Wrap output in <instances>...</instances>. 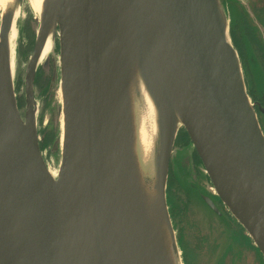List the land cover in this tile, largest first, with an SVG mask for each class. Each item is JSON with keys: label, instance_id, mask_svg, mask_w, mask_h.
Instances as JSON below:
<instances>
[{"label": "water", "instance_id": "water-1", "mask_svg": "<svg viewBox=\"0 0 264 264\" xmlns=\"http://www.w3.org/2000/svg\"><path fill=\"white\" fill-rule=\"evenodd\" d=\"M226 1L45 0L25 76L24 119L10 39L20 17L14 23L12 12L3 16L0 264H181L167 184L178 156L177 178L185 187L193 150L213 193L264 257V131L230 37ZM50 35H58L53 82L59 70L63 96L64 137L60 124L51 149L61 152L57 178L40 149L33 92ZM134 60L161 108L157 194L172 257L145 208L132 152ZM181 128L193 145L175 154ZM205 204L219 214L211 199Z\"/></svg>", "mask_w": 264, "mask_h": 264}, {"label": "rangeland", "instance_id": "rangeland-1", "mask_svg": "<svg viewBox=\"0 0 264 264\" xmlns=\"http://www.w3.org/2000/svg\"><path fill=\"white\" fill-rule=\"evenodd\" d=\"M27 3V0H22L21 3ZM227 13L229 17V12L231 13V17H229V30H230V37L232 40V43L234 47L236 48L234 44V39L232 38V32L235 29L234 25V19L238 16V12L243 15L245 18V21L248 23L241 24L239 27L238 32H243L248 36V39L251 40V43H248L251 48L248 50L246 47L243 45V39L240 36V40L238 38V33H237V38H238V44L237 46V53L239 55V59L241 62L243 74L245 77V83L247 87V93L253 102L255 104V109L258 108L259 103H255L254 101H258L260 103H264V0H227ZM231 9V10H230ZM233 14V15H232ZM22 16V17H21ZM21 16L18 20V26L19 27V32L18 35L15 34L14 39L12 40L13 43L12 45L15 46V56H14V61H15V71H14V83H15V93L18 101V106L22 113L25 114L26 112V99H25V76H26V71L28 67L29 60L33 54L35 43H36V38H37V28L39 23L36 20V16L33 13V11L28 7L25 10H21ZM233 16V18H232ZM36 20V21H35ZM248 27V30H247ZM255 40V41H254ZM55 50L52 54H50L45 61L48 59V64L44 66L45 61L39 65L38 71L40 70L41 72L44 71L46 73V78H47V86L50 82V79L52 78L53 74V63L52 60H55L58 62L59 60V41H58V35L55 37ZM243 46V48H242ZM254 59L255 62H251V59ZM44 67V69H43ZM60 78L59 70L57 71L56 74V82L52 81L50 82V85H53V89L50 91L52 94V99L49 101L50 103L47 104V109H50V116L49 117H44L41 119L39 123V118L41 116V106H42V100L40 99V96L37 95V123H38V132H39V138L41 140V143L45 144L48 148H45L44 154H46V161L49 165V168H52L56 170L59 166L60 159H61V152H57L55 154L51 153V149L53 146V142L61 135V130H60V115H59V108L60 106V99L58 96V91H59V86L57 85L58 79ZM52 80V79H51ZM35 82V80H34ZM33 92H34V87H33ZM43 95V94H41ZM44 104V102H43ZM259 108H263V105L260 106ZM47 111V110H46ZM258 114V119L259 122L262 126V129L264 131V114L257 113ZM49 123V124H48ZM48 127L47 129V134L42 137L40 134L44 135V129ZM185 129L181 128L178 131L177 138L175 141L174 145V150L177 152H181L185 154V152H188L185 148L187 145H183V142L179 140L182 132H184ZM49 139V141H48ZM49 142V145L47 143ZM42 144V147H43ZM185 148V149H183ZM176 158V157H175ZM174 157L171 159L170 163L172 162V166L175 167ZM192 158V154H191ZM192 169H193V163H192ZM169 170H170V165H169ZM177 181L178 178H176ZM175 180V181H176ZM178 183V182H177ZM173 179L168 176V184H167V203L169 207V213L171 217V222L173 225V229L175 231L176 235V240H177V245L179 252V234H177L176 224L173 221L172 218V203L170 199V192L173 191L176 188H179L181 192L183 193L184 191L182 190V186L178 183L174 185ZM173 186V187H172ZM185 186H188L185 184ZM210 191L214 192L212 190V187H209ZM215 194V193H214ZM183 198L185 199V195L181 194ZM191 199V203H193V208L191 206L190 212V220L192 222H195L197 225L198 223L201 226H205V230L208 227H211V224H218L217 229L218 231H222V229H228L227 227H230L231 230L238 231L237 229L241 228V231L247 234L246 230L238 223V221L234 220L233 215L231 217V220L228 218V215L225 213L228 209L225 208V205L222 208V216L218 217L209 210L207 211L204 204L201 202L200 198L197 196L195 191L190 192L188 194ZM173 209H175L173 207ZM229 211V210H228ZM230 212V211H229ZM231 213V212H230ZM237 222V223H236ZM200 228V227H198ZM226 232V231H222ZM239 232V231H238ZM236 233V232H235ZM237 234V233H236ZM249 244L254 243L253 240L247 239ZM255 245V244H254ZM256 246V245H255ZM253 246V247H255ZM263 256V255H262ZM181 264L183 263V258L181 253L179 254ZM264 258V257H263Z\"/></svg>", "mask_w": 264, "mask_h": 264}, {"label": "bare ground", "instance_id": "bare-ground-1", "mask_svg": "<svg viewBox=\"0 0 264 264\" xmlns=\"http://www.w3.org/2000/svg\"><path fill=\"white\" fill-rule=\"evenodd\" d=\"M19 4L17 0H0V22L3 16L7 13L12 12L14 23L20 17L21 10H25L28 7L33 11L36 18H40L45 0H27ZM15 26V24H14ZM16 34V29L11 33L10 39L11 44ZM55 39L50 35L43 54L41 56L39 64L50 54L53 49ZM15 61L12 59V75L14 76ZM133 71V72H132ZM129 82V104L131 109L132 119V142H133V155L135 164L137 167L138 179L142 191V197L144 199V205L147 213L155 226L158 235L162 238L163 242L167 245V252L172 257L170 244H169V233L167 231L164 219L162 217L161 209L159 207L158 194H157V183H158V158H159V143L161 137V108L157 104V100L154 98L152 91L142 73L141 66L138 61L134 60V66L131 70ZM169 87L168 84H166ZM59 99L63 101L62 92H58ZM166 101V99H164ZM178 128L181 127V119L178 117ZM61 129L63 130L64 137V117L61 116ZM62 137V140H63ZM51 169V168H50ZM51 174L57 178L58 170L52 168ZM220 232L215 233L211 237L213 245H221L228 238H222ZM210 247V242H208ZM229 253L236 252L235 244L232 241H228ZM172 260V259H171ZM212 255L209 253L198 254L196 257V264H211ZM246 264H252L253 259L246 254L244 258Z\"/></svg>", "mask_w": 264, "mask_h": 264}, {"label": "flooded vegetation", "instance_id": "flooded-vegetation-1", "mask_svg": "<svg viewBox=\"0 0 264 264\" xmlns=\"http://www.w3.org/2000/svg\"><path fill=\"white\" fill-rule=\"evenodd\" d=\"M237 33H238V38L240 40L241 38H240V34L238 31L236 33H233V39L234 37L237 38ZM237 46L239 45H236V48ZM59 51H60V46H59ZM52 63H53V74L51 78L52 80L50 79V82L52 81L53 83L54 66H55L56 61L52 60ZM44 66H45V63H44ZM50 82L47 86L46 73L44 71L41 72L40 70L39 71L37 70V73L35 76V82H34V97H35L36 103H37V95H39L40 99L42 100V106H41L42 110H41V116L39 118V123L42 118L50 116V109H47L46 107L47 104L50 103L49 101H51L52 99V94L50 91L53 89V85L52 84L50 85ZM25 99H26V88H25ZM254 102L259 103L258 104L259 106L258 108H256V111L257 113H260L261 108L259 107L263 105V108H264V103H260L258 101H254ZM20 113H21L22 118H24L25 114L22 113L21 110H20ZM47 129L48 127L44 129L45 130L44 135L40 134L42 137H44L47 134ZM189 140H190V143L187 146H185V148L187 147L186 149H189L193 145L190 137H189ZM42 144L43 143H41V149H43V156L45 160H47L46 154H44L45 144H43V147H42ZM192 163H193V174L184 180L185 181L184 183L188 185V188H186V186L183 187L181 183L176 180L177 171H176V168L172 166V162L170 163V170H169V177L171 178V180L173 179L175 183L174 185L177 184V187H178V183H179L182 186V190L184 191L182 193L179 188H176L170 192V199L173 205L171 208L173 211L171 213H172L173 221L176 224L175 229L177 230V234H179L178 243H179V248L181 251L180 253L183 258V263L184 264H196V257L198 254L209 253L212 255V258H213L211 264H246L244 262V258L246 254H248L253 259L252 264H264V258L261 252L259 251L257 246L254 245V243L252 244L248 243L247 239H249V235L248 233L245 234L244 232H242L241 228L237 229L239 232L235 230V232L237 233L236 234L234 230H231L230 227H227L228 229H222V231H226L224 233L222 231H218L217 229L218 224H211V227H208L205 230V226H201L199 223L196 225L195 222H192L190 220V216H191L190 208L191 206L193 208V203H191L190 196L188 195L190 192L195 191L197 196L200 198L201 202L204 204L206 210L207 211L209 210L210 212H212L218 217L222 216V208L224 206V204L216 197V195L212 191H210L209 187L213 188L212 181L207 175L205 166L196 150L192 151ZM181 194L185 195V199L183 198ZM205 199H209V200L211 199L215 203V205L217 206L219 210V214H216L213 210H211L210 207H208L205 204ZM173 207L175 209H173ZM225 213L228 215V218L231 220V217H232L231 213L228 210ZM233 219L235 220V218ZM217 232L221 233L220 236L222 238H228L224 242V244H221V245L212 244L211 237L214 236L215 233ZM228 241H232L235 244L236 252L229 253L227 251ZM208 242H210L211 249H209L208 247Z\"/></svg>", "mask_w": 264, "mask_h": 264}, {"label": "trees", "instance_id": "trees-1", "mask_svg": "<svg viewBox=\"0 0 264 264\" xmlns=\"http://www.w3.org/2000/svg\"><path fill=\"white\" fill-rule=\"evenodd\" d=\"M244 23H247L245 21V18L243 17L242 14L238 13V16L236 18H234V25H235V29L233 30L232 32V38H233V33H236L237 31H239V27L241 26V24H244ZM248 24V23H247ZM247 30H248V27H247ZM240 36L242 37L243 39V45L246 47V45H248L247 43H251L252 41L248 39V36H246V34H244L243 32H239ZM234 44L235 46L236 45H239L238 44V38L234 37ZM243 48V46H242ZM179 140H181L183 142V145H188L190 143V140H189V137H188V134L186 132V130L184 132H182ZM49 141V139H48ZM47 145H49V142L47 143ZM44 148H48L47 146H45ZM43 150V149H42Z\"/></svg>", "mask_w": 264, "mask_h": 264}]
</instances>
